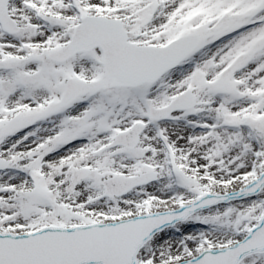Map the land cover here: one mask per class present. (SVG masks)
<instances>
[{"label": "snow or ice", "instance_id": "obj_1", "mask_svg": "<svg viewBox=\"0 0 264 264\" xmlns=\"http://www.w3.org/2000/svg\"><path fill=\"white\" fill-rule=\"evenodd\" d=\"M0 264H264V0H0Z\"/></svg>", "mask_w": 264, "mask_h": 264}]
</instances>
